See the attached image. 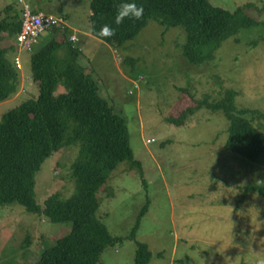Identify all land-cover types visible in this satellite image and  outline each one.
Here are the masks:
<instances>
[{
    "label": "rangeland",
    "instance_id": "rangeland-1",
    "mask_svg": "<svg viewBox=\"0 0 264 264\" xmlns=\"http://www.w3.org/2000/svg\"><path fill=\"white\" fill-rule=\"evenodd\" d=\"M91 1L0 0V11L9 4L20 11L26 2L33 10L66 18L69 31L61 38L77 37L72 43L81 52L80 63H89L102 82L101 95L125 119L140 166L121 162L97 191L96 217L112 236L123 238L104 248L99 264H135L139 242L152 253L147 264H264V196L252 191L242 199L248 186L264 189V165L225 148L229 121L223 111L202 108L182 125L169 121L195 105L191 94L195 99H221L228 88L238 91L239 109L264 112V25L241 30L239 42L230 37L215 60L197 66L182 54L186 33L178 27L166 29L149 21L122 46L92 37ZM210 1L231 11L254 4L249 13L264 24V0ZM49 37V32L42 34V43ZM5 43L14 46V38ZM22 57L20 88L0 104V120L38 95L31 54ZM63 90L59 86L56 93ZM152 138L154 142L147 143ZM78 149L67 146L44 162L36 176L39 204L55 192L62 197L73 193L70 166ZM146 203L148 209L132 237ZM70 228L71 222H51L17 203L0 206V264H32ZM28 234L30 241L24 245Z\"/></svg>",
    "mask_w": 264,
    "mask_h": 264
},
{
    "label": "trees",
    "instance_id": "trees-1",
    "mask_svg": "<svg viewBox=\"0 0 264 264\" xmlns=\"http://www.w3.org/2000/svg\"><path fill=\"white\" fill-rule=\"evenodd\" d=\"M120 2L91 1L89 22L94 37L112 46H122L134 39L149 21H156L166 29L178 27L186 33L182 54L197 66L215 60L217 51L230 37L235 36L239 42L236 35L241 30L264 25L249 13L254 4L247 2L231 11L210 0H127L143 7V14L139 20L126 18L117 25L114 18ZM104 26L114 34L99 36ZM20 29L21 10L9 4L0 11V102L9 100L20 88V72L11 59L14 46L2 44ZM67 31L62 24L54 26L49 30L50 37L31 54L32 80L38 85V95L8 110L0 120V206L17 203L51 222H71L69 233L39 252L32 264H99L104 248L123 238L112 236L96 217L97 191L121 162L130 160L132 165L140 166L134 159L124 117L101 95L102 82L97 80L89 63H80V50L67 36L61 38ZM59 86L65 90L56 93ZM224 93L221 99H211L209 95L195 99L191 94L195 105L169 121L182 125L202 108L223 111L229 121L225 148L264 165V112L239 109L235 89L228 88ZM71 145L79 148L70 166L75 182L73 193L62 197L55 192L39 204L35 193L37 174L52 154ZM246 189L242 199L252 191L264 196L259 185ZM147 209L148 203L141 210L132 237ZM29 241L28 234L24 245ZM151 256L148 245L139 242L135 264H147Z\"/></svg>",
    "mask_w": 264,
    "mask_h": 264
},
{
    "label": "built area",
    "instance_id": "built-area-1",
    "mask_svg": "<svg viewBox=\"0 0 264 264\" xmlns=\"http://www.w3.org/2000/svg\"><path fill=\"white\" fill-rule=\"evenodd\" d=\"M67 25L64 18L44 11H34L28 3L23 2L21 29L14 36V49L12 60L17 69H23V54H32L37 51L41 42L42 34L49 32L51 28L57 25ZM71 40L76 41L77 37L72 36ZM135 88L138 84L135 83ZM154 138L147 140V143L154 142Z\"/></svg>",
    "mask_w": 264,
    "mask_h": 264
},
{
    "label": "clouds",
    "instance_id": "clouds-1",
    "mask_svg": "<svg viewBox=\"0 0 264 264\" xmlns=\"http://www.w3.org/2000/svg\"><path fill=\"white\" fill-rule=\"evenodd\" d=\"M22 7H23V2H22ZM21 11H22V8H21ZM34 11H43V10H34ZM142 14H143V7L137 6L135 3H129V2H127V0H121V2L117 5V8H116L114 23L119 25L126 18L139 20L141 18ZM21 16H22V14H21ZM62 18H64V17H62ZM64 19L67 22V19L66 18H64ZM64 26L69 27V24L67 23V25H64ZM113 34H114L113 30L108 28L107 26L102 27L98 33V35L101 37L112 36ZM71 37H70V41L72 42L73 40H71ZM12 38H14V37H12ZM41 44H42V42H41ZM12 52H13V50H12ZM11 59H12V57H11ZM23 69H24V66H23ZM19 72H20V70H19Z\"/></svg>",
    "mask_w": 264,
    "mask_h": 264
},
{
    "label": "crops",
    "instance_id": "crops-1",
    "mask_svg": "<svg viewBox=\"0 0 264 264\" xmlns=\"http://www.w3.org/2000/svg\"><path fill=\"white\" fill-rule=\"evenodd\" d=\"M45 8V7H44ZM50 8V7H49ZM38 10V9H37ZM92 37H93V35H92ZM23 70V69H22ZM7 101H9V100H7ZM7 101H4V102H7ZM4 102H0V104H2V103H4Z\"/></svg>",
    "mask_w": 264,
    "mask_h": 264
}]
</instances>
